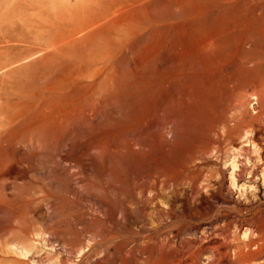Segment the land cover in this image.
Listing matches in <instances>:
<instances>
[{"label":"bare ground","instance_id":"obj_1","mask_svg":"<svg viewBox=\"0 0 264 264\" xmlns=\"http://www.w3.org/2000/svg\"><path fill=\"white\" fill-rule=\"evenodd\" d=\"M31 22L30 35L0 39V177L37 170L50 196L62 197L47 212V245L77 256L84 239L92 250L152 218L227 202L223 182L203 166L207 155L222 162L223 150L241 143L263 149L264 57L256 50L264 47V0H90ZM63 162L77 169L73 183ZM70 194L89 201L94 215H82ZM21 206L0 200V234L20 226ZM180 236L177 229L123 241L93 264H204L215 249ZM15 242L7 243L19 256L30 254Z\"/></svg>","mask_w":264,"mask_h":264},{"label":"rangeland","instance_id":"obj_2","mask_svg":"<svg viewBox=\"0 0 264 264\" xmlns=\"http://www.w3.org/2000/svg\"><path fill=\"white\" fill-rule=\"evenodd\" d=\"M89 1L0 0V39L4 37L9 39L16 35H30L34 28L31 21L58 17L60 11L68 13L74 6ZM256 53L264 57V47L257 49ZM260 73L264 75V69L260 70ZM260 125L263 133V149L253 147L249 143H241L234 151L227 152L224 149L222 156L225 157L223 156L222 162L214 153L206 156L209 161L206 159V165L203 166L205 176L223 182L219 193L226 198V203L218 202L212 198L211 201L215 203L213 208L201 211L195 216H183L181 219H172L169 216L164 219L152 218L151 223L145 229L135 227L128 231L129 234L120 235L112 242L99 244L92 250H90L92 243L84 239L79 242V245L85 246V250L77 256L70 254L69 246L58 242L49 246L43 240L47 228L49 207L53 201L61 200L62 197L52 198L50 196L51 187L48 185V181L38 174L37 170L29 174L28 178H21L9 171L0 177V200L15 199L20 201L25 217L21 220L20 226H15L8 236L0 234V264H25L19 263L15 258L27 261L33 254L36 259L30 264H93L104 256V250L109 246H117L123 241L129 244H138L148 240L150 236L165 235L177 229L181 230L180 237L183 238L180 240H184L185 244L200 241L199 245L207 247L212 243L210 246L217 248L218 252L213 248L206 250L205 256L203 255L204 264L211 261L214 262L213 264H238L242 256L250 259L247 264H264V121ZM54 161L57 164L62 163L57 156H54ZM231 161L237 162L235 171L232 169ZM63 163L67 170V178L69 182L73 183L77 178L73 176L77 169L70 167L69 162ZM14 164H17L16 157L5 165V169L10 170ZM19 167L23 169L28 167V164L22 163L19 164ZM233 172L237 177L235 183H232L231 174ZM217 193L218 191H215V194ZM68 200L72 203L78 202L81 207L80 213L86 218H91L94 215L89 201L73 194L68 196ZM159 200L164 203L162 206L169 210L164 197H160ZM21 226L27 231L21 229ZM80 229H82L81 225H77L72 232L73 238H79ZM8 241H17L15 243L19 242L28 248L32 247V250L26 257L19 256L16 244H8Z\"/></svg>","mask_w":264,"mask_h":264}]
</instances>
